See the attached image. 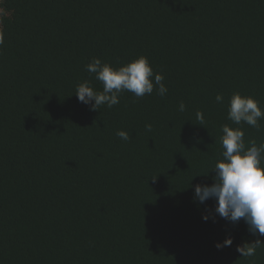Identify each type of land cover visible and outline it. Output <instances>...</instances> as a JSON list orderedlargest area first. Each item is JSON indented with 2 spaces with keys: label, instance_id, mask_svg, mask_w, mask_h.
I'll return each instance as SVG.
<instances>
[{
  "label": "trees",
  "instance_id": "obj_1",
  "mask_svg": "<svg viewBox=\"0 0 264 264\" xmlns=\"http://www.w3.org/2000/svg\"><path fill=\"white\" fill-rule=\"evenodd\" d=\"M0 38V264H264V245L237 251L264 236L193 202L223 125L264 143V119H228L234 93L264 110V0H0ZM139 56L165 96L78 100L85 81L103 90L92 58Z\"/></svg>",
  "mask_w": 264,
  "mask_h": 264
},
{
  "label": "clouds",
  "instance_id": "obj_2",
  "mask_svg": "<svg viewBox=\"0 0 264 264\" xmlns=\"http://www.w3.org/2000/svg\"><path fill=\"white\" fill-rule=\"evenodd\" d=\"M85 67L103 85L100 92L93 90L87 81L76 87L78 100L90 105L91 110H98L102 105L109 108L117 105L119 94L123 91H129L137 98L152 94L154 87L160 96H165L168 91L163 83V74L154 73L145 56H139L119 68L94 57ZM215 99L218 103L223 102L221 94H217ZM179 110H185L183 101ZM196 118L203 126L204 117L200 111H197ZM228 119L236 124L243 122L259 128L264 110L253 97L234 93L228 102ZM145 127L149 132L152 129L150 124ZM222 132V159H218L212 169L215 172L213 183L196 184L193 202L204 204L212 199L215 202L214 211L219 217L232 224L243 219L252 235L264 236V143L257 145L253 140L246 147L243 130L230 128L227 124L222 126ZM116 135L123 141L130 140L129 133L124 130H118ZM209 218L208 215L203 216L205 221ZM232 243L233 239L229 236L222 243L218 242L216 247L221 249ZM261 245L264 242L259 239L251 244L245 242L243 246H237V251L244 257H251Z\"/></svg>",
  "mask_w": 264,
  "mask_h": 264
}]
</instances>
